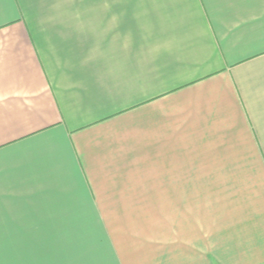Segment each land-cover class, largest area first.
Listing matches in <instances>:
<instances>
[{
  "label": "crops",
  "instance_id": "1",
  "mask_svg": "<svg viewBox=\"0 0 264 264\" xmlns=\"http://www.w3.org/2000/svg\"><path fill=\"white\" fill-rule=\"evenodd\" d=\"M0 264H264V0H0Z\"/></svg>",
  "mask_w": 264,
  "mask_h": 264
},
{
  "label": "rangeland",
  "instance_id": "2",
  "mask_svg": "<svg viewBox=\"0 0 264 264\" xmlns=\"http://www.w3.org/2000/svg\"><path fill=\"white\" fill-rule=\"evenodd\" d=\"M26 253H0V256H3L4 258L9 256V257H13L15 256L16 259L18 258L20 260L21 257L25 256Z\"/></svg>",
  "mask_w": 264,
  "mask_h": 264
}]
</instances>
